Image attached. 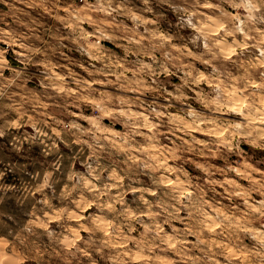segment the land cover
Segmentation results:
<instances>
[{"label": "clouds", "instance_id": "clouds-1", "mask_svg": "<svg viewBox=\"0 0 264 264\" xmlns=\"http://www.w3.org/2000/svg\"><path fill=\"white\" fill-rule=\"evenodd\" d=\"M0 264H264V0H0Z\"/></svg>", "mask_w": 264, "mask_h": 264}]
</instances>
